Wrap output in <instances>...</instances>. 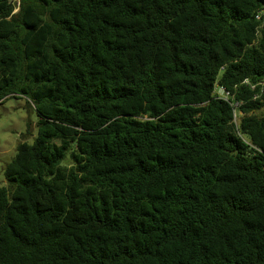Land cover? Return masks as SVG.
<instances>
[{
	"label": "trees",
	"instance_id": "trees-1",
	"mask_svg": "<svg viewBox=\"0 0 264 264\" xmlns=\"http://www.w3.org/2000/svg\"><path fill=\"white\" fill-rule=\"evenodd\" d=\"M14 94L0 264H264V0H0Z\"/></svg>",
	"mask_w": 264,
	"mask_h": 264
},
{
	"label": "rangeland",
	"instance_id": "rangeland-1",
	"mask_svg": "<svg viewBox=\"0 0 264 264\" xmlns=\"http://www.w3.org/2000/svg\"><path fill=\"white\" fill-rule=\"evenodd\" d=\"M38 120L26 95H10L0 102V187L6 186L4 169L16 156L19 143H32L34 137L38 136ZM28 123H31L33 137L24 136Z\"/></svg>",
	"mask_w": 264,
	"mask_h": 264
},
{
	"label": "built area",
	"instance_id": "built-area-1",
	"mask_svg": "<svg viewBox=\"0 0 264 264\" xmlns=\"http://www.w3.org/2000/svg\"><path fill=\"white\" fill-rule=\"evenodd\" d=\"M14 2H16L17 6H19V0H14ZM19 7L15 10V13L18 11ZM220 94L222 97L227 98V94H225L224 92L220 91Z\"/></svg>",
	"mask_w": 264,
	"mask_h": 264
}]
</instances>
